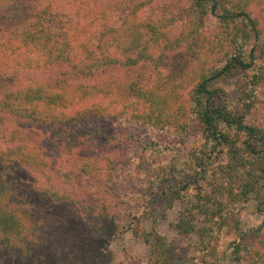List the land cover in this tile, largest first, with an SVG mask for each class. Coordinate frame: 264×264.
Here are the masks:
<instances>
[{
	"label": "trees",
	"instance_id": "obj_1",
	"mask_svg": "<svg viewBox=\"0 0 264 264\" xmlns=\"http://www.w3.org/2000/svg\"><path fill=\"white\" fill-rule=\"evenodd\" d=\"M24 1L0 0V8ZM68 1L57 6L48 1L36 21L5 36L0 60L12 73L8 80L24 81L33 74L61 80L77 73L79 64L116 65L119 57L137 65L152 46L170 43L162 22L138 21L144 6L139 0ZM192 2L202 19L212 16L228 32L210 42L216 50L212 55H219L218 61L224 57L222 66L199 74L188 103L113 76L99 83L59 80L49 88L19 84L0 97V264H60L62 259L66 264H81L95 252L92 242L108 238L104 228L115 233L121 219L130 221L128 232L134 239L151 248L149 264H217L232 248L235 261L264 264V223L249 234L242 233L245 205L251 201H260L259 208L264 205V121L251 116L264 87H253L261 86L257 77L246 89L233 81L253 71L245 50L251 41L264 38L260 19L252 11L264 0ZM54 16L69 17L71 27L52 26ZM115 17L122 19L120 28L109 25ZM79 24L82 27L75 26ZM92 27L102 29L94 49L85 37ZM111 121L164 128L162 133L168 127L187 132L195 125L200 136L179 148L172 160L151 162L141 174L137 171L138 181L144 182L141 194L121 196L114 188L118 177L125 183H137V178L115 166L112 156H104L105 168L92 157L72 164V158L92 149L84 126H93L99 136ZM81 177L93 180L92 193L81 192ZM30 178L47 187V198L56 207L53 214L46 213L42 203L31 205L28 193L20 191ZM104 193L131 208L118 210L112 205L114 199L98 201ZM175 201L183 210L171 227L180 238L169 242L156 229ZM88 214H97L96 221H88ZM146 218L152 219V231L145 227ZM52 232L65 244L57 247L48 238ZM194 235L199 238L196 246L191 242ZM53 247L58 250L53 252ZM193 248L196 255L190 258ZM91 259L90 264L108 261L101 252Z\"/></svg>",
	"mask_w": 264,
	"mask_h": 264
},
{
	"label": "rangeland",
	"instance_id": "obj_2",
	"mask_svg": "<svg viewBox=\"0 0 264 264\" xmlns=\"http://www.w3.org/2000/svg\"><path fill=\"white\" fill-rule=\"evenodd\" d=\"M50 1L59 5L62 0H25L23 3L13 7L0 8V49L2 47V40L5 36L18 30L19 28L27 26L29 23L37 20V15L40 14L45 4ZM67 4L70 1L65 0ZM143 2L144 6L139 11V22H147V24L154 25L155 22H162L163 26L167 27L170 33V43L161 41L158 46H152L148 57L141 60L137 65H131L126 61V58L117 56L119 62L116 65H97L93 68V62L89 61L86 64H79L77 73L66 76L64 79H55L52 75L40 76L33 74L26 76L24 81H15L14 79L8 80L7 76L12 73L6 70V67L1 66L3 63L0 60V97L3 93L12 88L14 85L19 84H34L42 88H49L55 82L65 81L67 83H99L107 78L113 76L117 79L125 81L134 80L136 84L144 87L152 88L159 93H165L170 97H176L182 103H188L190 99V91L197 84L196 80L199 79V74L211 72L216 67H221L219 55H212V45L210 42L219 35L220 38L226 36V29L218 23V20L212 16L202 19L193 5L192 0H139ZM64 4V3H63ZM63 6V5H62ZM259 9L262 12H259ZM253 14L260 19V27L263 29L264 35V3L252 9ZM61 12V10H60ZM61 14H67L61 12ZM72 16V15H71ZM124 16V15H123ZM69 17L54 16L50 19V24L57 28L65 27L70 28ZM122 19L119 17L113 18L109 25L120 28ZM75 26H81L75 25ZM102 29L100 27H92L91 32L86 37V41L90 47L94 49L101 36ZM256 42V44H255ZM255 44V45H254ZM255 47V48H253ZM245 51L250 54L253 71L246 72L248 77L233 79V81L241 88H249L253 86L251 83L255 77L261 80V86H253L255 88L264 87V38L262 40L251 41V44ZM96 64V63H95ZM92 71L89 72L88 70ZM81 70L83 72L81 73ZM251 72V73H250ZM9 78V77H8ZM10 79V78H9ZM185 79L190 80V84L185 83ZM261 99L260 103L256 105L253 110V118L261 123L264 121V89L259 93ZM103 135H94L95 129L93 126L85 127L84 134L91 138V150L89 152H82L81 154L72 158V164L75 166L81 163L82 158L92 157L102 161L105 155L112 156L115 160V166L125 168V170L134 173L137 178V171L139 174L145 171L147 167L152 164L151 162L158 163L160 161L172 160L179 148H184L196 136H200L198 127L195 125L189 126L187 132H183L176 127H168L166 133H162L164 128L147 129L142 128L140 125H135L130 122H110L105 124ZM161 131V132H160ZM184 133V134H182ZM150 145H152L150 147ZM176 149L175 151L173 149ZM159 154L151 156L152 152ZM105 168V167H104ZM105 178V176H104ZM107 179V178H106ZM118 184L115 191L121 196L141 194V183L137 178V183H125L122 178L118 177ZM116 183V181H115ZM93 185V186H92ZM92 179L81 177L79 178L78 187L81 190L92 193L94 188ZM113 188V190H114ZM58 189V188H56ZM47 187L40 181V179L30 178L24 181L20 191L28 193L29 203L31 205L41 204L46 213L55 210L51 200L47 198ZM263 196H264V183H263ZM108 203L113 200L112 205H115L118 210H127L131 205L124 204L122 199L117 197L108 196L104 193L99 196ZM260 201H251L245 205L247 210L245 219L242 223L243 236L249 234L250 231L257 230L264 223V205L259 208ZM183 210V206L179 201H175L173 207L167 212L166 218L159 221L157 225V233L174 242L180 238L178 232L171 226L179 220V213ZM53 214V213H52ZM96 215H87L88 221H96ZM58 218V217H57ZM121 227L116 229V232H107L108 238L102 242H92L94 253L90 255L91 258H96L97 253L104 254L107 258L106 264H149L151 257V248L146 246L142 239H134L128 232L130 221L126 222L120 220ZM145 227L148 231L153 230L152 219H145ZM54 233H50L48 238L57 244H65L63 241L55 237ZM61 236V235H58ZM226 235H222L224 238ZM242 236V237H243ZM249 236V235H248ZM228 238V236H226ZM238 238V243L243 239ZM192 245L199 244L198 236L194 235L191 239ZM251 243V242H250ZM67 246V245H66ZM234 247V246H233ZM58 248L53 247V252ZM61 250V249H60ZM233 248L226 251L220 258L217 264H247L245 261L237 262L233 258ZM189 257L192 258L196 255L195 248L189 252ZM81 259V264L93 263V259ZM53 264V263H49ZM60 264H66L65 259H62ZM100 264V263H99Z\"/></svg>",
	"mask_w": 264,
	"mask_h": 264
}]
</instances>
